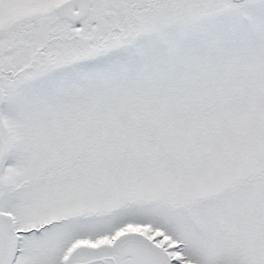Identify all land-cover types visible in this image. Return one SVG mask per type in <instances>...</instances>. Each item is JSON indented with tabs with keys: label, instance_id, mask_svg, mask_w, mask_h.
<instances>
[{
	"label": "snow or ice",
	"instance_id": "6c2138e0",
	"mask_svg": "<svg viewBox=\"0 0 264 264\" xmlns=\"http://www.w3.org/2000/svg\"><path fill=\"white\" fill-rule=\"evenodd\" d=\"M0 264H264V0H0Z\"/></svg>",
	"mask_w": 264,
	"mask_h": 264
}]
</instances>
